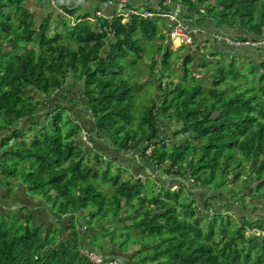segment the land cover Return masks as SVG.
I'll use <instances>...</instances> for the list:
<instances>
[{
    "label": "trees",
    "instance_id": "1",
    "mask_svg": "<svg viewBox=\"0 0 264 264\" xmlns=\"http://www.w3.org/2000/svg\"><path fill=\"white\" fill-rule=\"evenodd\" d=\"M163 1L159 0L156 9L144 6L152 17L133 14L126 21L123 16H114L93 23H69L75 12L64 9L68 19L63 17L59 23L70 28L67 37L76 40V46L71 47L61 40L49 18L36 24L24 7L25 0H0V186L6 196L24 188L25 197L34 204L32 209L45 208L53 215L52 222H38L40 215L26 207L0 215V264H94L84 250L96 251L104 259L101 264H109L118 261V256L108 254L112 248L126 254L129 264H264V237L251 234L256 229L264 232L263 217L240 218L241 223L231 232L230 218L227 223L222 218L216 228L221 213H215L207 200L204 214L199 215L197 201L185 186L192 181L193 187L217 193L226 190L237 196L240 192L227 189L226 183L230 176L235 183L247 175L242 180L244 186L252 182L253 197L263 199L264 71L255 78L257 87L246 84L242 91L238 84L228 82V77H243L236 70L235 58L226 71L218 59L212 60L217 56L214 52L208 54L210 45L203 51L197 49L199 69L206 53L209 59L205 63L218 68L203 74L210 86L196 84L186 89L183 83L169 81L161 100L152 98L138 125L130 126L134 119L132 97L120 61L128 51L140 55L141 40L158 34L157 16L167 12ZM182 4L186 10L183 17L195 27L204 12L203 19L212 18L217 29L246 31V36L227 34L232 40L264 42V0H182ZM213 11L217 12L215 17ZM158 38L165 40L166 33H159ZM231 48L243 52L264 50V45ZM169 51L162 55V62L170 60ZM190 53L183 62L185 76L187 66L194 61ZM156 63H151L152 70ZM259 66L264 70V60ZM164 75L163 69L157 77ZM69 80L68 94L82 82L84 100L69 101L66 97L65 102L74 107L80 103L90 114L91 134L121 152L132 154L142 146L140 156L147 164L168 178L180 177L183 182L179 181L178 190L161 186L156 190L157 182L150 176L111 177L109 161L103 171L85 163L87 149L79 142L83 130L80 119L61 104L45 105ZM158 82L161 88V80ZM43 105V122H31V127L22 129L21 124L37 117ZM159 119L179 122L174 138L183 139L170 142L161 136ZM93 181L110 183L112 194L103 192ZM184 191L187 194L182 195ZM33 197L44 201L34 202ZM214 200L217 203V197ZM240 201L245 212L244 195ZM23 211L24 216L19 217ZM9 214L14 222L7 220ZM108 220L110 224L105 225ZM130 230L139 232L140 239H132ZM97 234L107 238L106 243L91 244L90 237ZM135 245L139 250L130 259L127 249Z\"/></svg>",
    "mask_w": 264,
    "mask_h": 264
},
{
    "label": "rangeland",
    "instance_id": "2",
    "mask_svg": "<svg viewBox=\"0 0 264 264\" xmlns=\"http://www.w3.org/2000/svg\"><path fill=\"white\" fill-rule=\"evenodd\" d=\"M5 0H3L4 2ZM111 1V0H108ZM111 2L116 4L118 9L123 12L127 8V1L125 3L124 8H120V0H116L115 2ZM196 0H194L195 2ZM166 5V4H165ZM212 6L213 9H218V6ZM201 11V8L199 9ZM204 11V10H203ZM144 11H135L132 12L131 15L137 13L136 15H139ZM203 14V15H202ZM213 17L217 15L216 11H213L212 13ZM142 16V15H141ZM169 14V20L170 24L173 25L174 23L171 21L172 18H170ZM201 16L204 17V12H201ZM66 17V16H65ZM105 17L103 14L101 16H90L88 19L89 23H93V21H96L98 18H103ZM201 17L200 20L204 22V19ZM68 18V17H66ZM199 17H197L198 19ZM1 19V17H0ZM73 19V18H72ZM196 20V17H194ZM178 22H187L189 23L184 17L181 19V16L178 18ZM162 28L161 24L159 21H157V31L158 34L154 37L151 38H143V41L141 40L140 43V55H136L133 52L128 51L127 57L123 58L122 61H120V64L123 66V78L125 81L128 83V89L130 91L131 97H132V103H131V112L134 115L133 121L130 123V126H137L140 118L142 117L144 113V108L150 104V100L154 98L157 102H159L163 96V89H165L169 83V81H172L174 84L177 83H183L186 86V89H190L191 86H194L196 84H201L204 88H207L210 86V82L204 79L203 74H206L207 72L210 71H218V68L215 64L212 63H205L209 58H207L206 55L209 53L213 52L212 48L213 46L210 44H204L200 46L195 40V36L198 35L199 30H196L192 40L193 43H187L186 38L182 37H175L172 35V28H170V33L171 37L170 39L167 40H160L158 38L160 29ZM57 30L62 38L61 40L71 47L76 46V40L72 37H67L68 32L70 31V28H64L61 23L55 28ZM69 30V31H68ZM193 30V29H192ZM142 36V35H139ZM169 42V44H168ZM225 45V44H224ZM171 46V47H170ZM208 46L210 47V51L208 54L204 55L203 58V64L201 68L199 69L198 65L201 63V58L200 55L198 57H195L194 54V61L187 66V69L189 70L187 73V76L184 75L183 71V62L184 58L188 55L187 52L189 53V49L191 48H199V51H203V49H208ZM254 47V45H251ZM169 49L170 55V60L167 62H162V55H164V52ZM250 49H255V48H250ZM191 54V53H190ZM205 54V52H204ZM217 56H215L214 59L212 60H219L220 63V68H224L226 71L229 68V64L232 61L231 58H235L234 65L236 67V70L239 71V73L243 76L240 79H231L228 77V82L231 84H235L239 86V89L242 88L246 84H249L251 86L257 87L255 83V78L259 73L263 72L264 70L260 69L259 63L262 61L260 60L259 62L253 60V59H239L233 55L230 56V53L225 52V53H215ZM155 60L156 67L152 70L151 69V63ZM165 71V75L163 78L161 76L159 79L161 80V88L159 87V82H158V77L157 74L161 72V70ZM170 74V78H168V75ZM227 75V74H225ZM208 79V78H207ZM72 84L71 80L64 86L62 92L56 93L52 99L49 101H46L45 105L46 106H56V105H63L67 108H70L73 112L72 116L75 118H79L82 125H83V130L80 133V141L82 145H84L85 149H87V152L84 153V161L86 164H90L92 167H97L100 168L101 171L104 170V165L105 164H110V176L114 177L115 175L120 176L121 179H130L132 176L137 178H145L147 176H150L152 179L155 178V181L157 184L154 186H157V189L161 187L165 188H171V190H178L179 186V181L183 182L180 177L178 176H171L168 178L167 175L163 173L160 169L157 170V168L151 167L147 162L141 158L140 156V150L142 149V146H139V148L134 151V153H129V152H124V151H119L115 150L114 148H110L107 145H105L102 141V137H95L94 134H91L94 129L92 127V122L90 120V114H88L82 105L80 103H77V105L74 107L73 105L65 102L66 97L68 98L69 101L73 100H78L84 98L82 97L83 94V84L82 82L77 83L73 88L72 91L68 94L69 91V86ZM223 85L219 87L221 89ZM241 87V88H240ZM170 89V88H169ZM258 92H255L257 94ZM204 93H201L203 96ZM45 105H43L42 108L39 109L37 112L35 118L30 119L29 121H25L21 124V128L24 130H27L29 127H31V122H37L41 123L43 122L44 115H45ZM264 105V102H263ZM163 118V117H161ZM91 124H90V123ZM181 124L179 122H176V120H163L159 119V128H160V135L161 136H167V138L170 139V142H176L179 139H183V137L176 136L174 138V132L179 129ZM91 135V136H90ZM88 148H92V151L88 153ZM150 149L146 153L150 152ZM88 153V154H86ZM97 157V161L95 160L94 157ZM107 161H109L107 163ZM104 164L102 165V163ZM245 165V164H244ZM250 167L246 165V168ZM244 178H248V176L243 175L242 178L238 179L237 182L232 183V177L230 176L229 181L226 183L227 189H231L233 192H240L239 195L237 196H231L230 193L226 190H223L222 192H215L212 191L209 188H199V187H193L191 183L192 181H188L185 183V186L187 187V192L193 194L194 198L196 199V205L197 207V212L199 215H203L205 211L204 203L209 200V203L215 213H221L220 217L217 218V226H221V219L223 218L226 222L228 218H230V226L228 227V231L235 230L237 227V223L240 222V218L247 217L250 220H256L257 217H263L264 218V197L263 199H259L257 197H253V191L250 188H254V184L252 182L247 183L245 186L242 182ZM94 182V181H93ZM96 186H100V189L107 193L108 195L112 194L113 188L110 185V183H99V182H94ZM12 184V183H10ZM150 186L153 185V182L151 181ZM148 185V188L150 186ZM164 189V188H163ZM150 190V189H149ZM148 190V193L150 194V191ZM187 192H183L182 195L187 194ZM152 193L154 196H156V192ZM241 195H244L245 197V208L246 211H243V208L241 206V201L240 197ZM252 195V197H250ZM214 197H217V203L214 200ZM34 202H43L44 199L41 197H33ZM36 203V204H37ZM47 206L49 205L46 204ZM50 206V205H49ZM38 214L40 215L37 217L36 221L38 222H52L53 215L52 213H49L47 211L41 209V207H38ZM226 214L228 216H226ZM10 216L8 217L9 222H14L13 216L9 214ZM132 217L133 215H129ZM211 219V217L209 218ZM19 222V221H17ZM34 222V220H33ZM32 222V224H33ZM227 223V222H226ZM101 224V223H100ZM105 225L110 224L109 220L104 222ZM204 226V223H202ZM262 225V223H261ZM130 237L132 239H140V234L139 232H136L135 230H130L129 231ZM249 232L246 229L245 230V235H248ZM252 235H262L264 237V232L260 231L258 229L251 231ZM216 237H220V235L216 234ZM119 238V237H118ZM147 238V237H145ZM106 239L101 234H97L95 236L90 237L91 244L97 245L100 243H106ZM124 248V247H123ZM132 249H127L128 254L130 255V259L135 256V251L139 250V246L135 245L134 247H131ZM126 249V248H125ZM134 252V253H133ZM127 257V256H126ZM127 259V258H126ZM109 264H119L121 262L120 259L118 261L116 260H111L108 261ZM128 264V262H126ZM152 264H159L158 263H152Z\"/></svg>",
    "mask_w": 264,
    "mask_h": 264
},
{
    "label": "crops",
    "instance_id": "3",
    "mask_svg": "<svg viewBox=\"0 0 264 264\" xmlns=\"http://www.w3.org/2000/svg\"><path fill=\"white\" fill-rule=\"evenodd\" d=\"M108 0H25L24 7L30 11V13L34 17V21L36 24H39L41 22L46 21L48 18L50 19V23L52 25V28L55 29L59 25V20L63 17H65L64 9L66 10H74L75 14L73 16V19H68V22L74 23L78 20H86L88 21L90 16H95L96 12H101L105 17H114L115 14L118 13V7L116 4L113 3V6H108L107 4ZM114 0L113 2H115ZM167 0L163 1V5L167 7V12H163L162 14L158 15L157 19L162 23V28L160 29L161 32L166 33L167 40L170 39L171 34L170 28H172V25L170 24L169 20V14L173 13L177 9L181 11V19L183 18V14L185 13V8L183 7L184 4H182V0L180 2H173L171 0H168V4L165 5V2ZM146 4H150L154 9H156L159 5V0H128L127 1V8L121 12V16H123V21H126L127 18L131 15L132 12L137 11H144V6ZM153 16V15H152ZM151 16V17H152ZM96 17V16H95ZM197 17V16H194ZM207 18L204 19V22L202 20H199L197 23L199 26H196V28L199 30L198 35L195 36V40L200 46L204 44H211L213 46L212 51L214 53L218 52H228L233 54V51H235L236 56L241 57H250L251 59L259 62L260 60H264V50L263 49H251V50H245L243 52L239 50H233L231 47L224 45L223 42H220L219 39L217 41V38L221 36V34H231V35H247L246 31H243L242 29H239L237 27L232 28H218L215 25V21L212 20V18L206 16ZM95 22V21H93ZM187 23V22H186ZM194 23L189 22L190 26H193ZM195 27V26H194ZM263 35H264V29H263ZM169 44V42H168ZM170 45V44H169ZM197 48H190L188 51L194 54L195 57H198ZM210 50V49H209ZM202 51V49H201ZM187 52L188 55L189 54ZM200 58V57H199ZM2 139V135L0 134V142ZM2 152H0L1 154ZM108 162V161H107ZM28 198L25 197L24 194V188L18 187L14 190V194L11 196H6L5 190L0 186V215H3L5 213L10 212H19L20 208L26 207L29 209V211L33 213H37L39 211L32 209L30 206H33ZM44 210V208H41ZM25 214V211L19 213V217H23ZM108 254L110 256H118L117 260L120 258L122 260L123 264H127L126 262V254H123L117 248L108 249ZM124 261V262H123ZM129 264V263H128Z\"/></svg>",
    "mask_w": 264,
    "mask_h": 264
},
{
    "label": "built area",
    "instance_id": "4",
    "mask_svg": "<svg viewBox=\"0 0 264 264\" xmlns=\"http://www.w3.org/2000/svg\"><path fill=\"white\" fill-rule=\"evenodd\" d=\"M111 1H107L106 5L113 6V3ZM171 1L180 2L181 0H171ZM190 1L194 2V0H190ZM125 3H126V0H120V4H121L120 8H124ZM165 4H168V0L165 2ZM120 13H121V11L118 9V13L115 14V16H117V17L121 16ZM135 14H137V13H135ZM180 14H181V11L179 9H177L176 11H174L173 13L170 14L171 15L170 18H172L171 21L174 23L172 25V35L175 37L186 38L187 43H193L194 40H192V38H193L194 34L196 33L195 31L198 29L194 26H190L189 23L178 22V18H179ZM101 15H102L101 12H96V14H95V16H101ZM139 15H142L144 17H151L152 16V14L148 11H144V12L140 13ZM78 21H81V20H78ZM75 22H77V21H75ZM218 39L220 42H223L224 44L231 46V47H234V48H237V49L243 48V46L252 47L251 45H254V47H256V46L264 45V42L234 41L229 36H220L217 38V41H218ZM83 254L87 255L89 260L91 262H93L94 264H101L104 261L103 257H101V255L97 254L96 251L84 250ZM113 264H116V263H113Z\"/></svg>",
    "mask_w": 264,
    "mask_h": 264
},
{
    "label": "clouds",
    "instance_id": "5",
    "mask_svg": "<svg viewBox=\"0 0 264 264\" xmlns=\"http://www.w3.org/2000/svg\"><path fill=\"white\" fill-rule=\"evenodd\" d=\"M221 36H227V34H224V35H223V34H221ZM198 49H199V48H198Z\"/></svg>",
    "mask_w": 264,
    "mask_h": 264
}]
</instances>
